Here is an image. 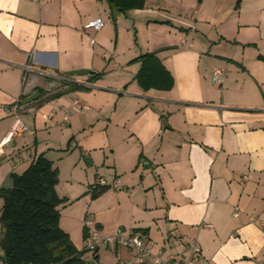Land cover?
I'll list each match as a JSON object with an SVG mask.
<instances>
[{
    "label": "crops",
    "instance_id": "crops-1",
    "mask_svg": "<svg viewBox=\"0 0 264 264\" xmlns=\"http://www.w3.org/2000/svg\"><path fill=\"white\" fill-rule=\"evenodd\" d=\"M236 3L146 0L113 14L106 0H0V140L8 107L39 91L20 109L33 133L3 149L0 189L43 155L79 251L96 228L137 233L164 260L193 239L209 264H264V0ZM97 17L101 30L83 28ZM145 53L171 73L170 90L139 86ZM79 69L89 73L59 91L38 73ZM100 178L119 187L92 197ZM109 246L86 261L134 253Z\"/></svg>",
    "mask_w": 264,
    "mask_h": 264
},
{
    "label": "trees",
    "instance_id": "trees-1",
    "mask_svg": "<svg viewBox=\"0 0 264 264\" xmlns=\"http://www.w3.org/2000/svg\"><path fill=\"white\" fill-rule=\"evenodd\" d=\"M106 1L116 14L143 8L146 0ZM138 59L141 64L136 80L143 90L173 87V76L154 53H145ZM70 81L63 86L73 83ZM11 179L10 188L0 189L3 199L0 222L10 225L13 247L8 256H0V264H83L80 260L83 251L74 247L59 225L58 207L64 200L57 195L58 170L51 161L39 155L24 172L13 174ZM105 189L95 185L92 197Z\"/></svg>",
    "mask_w": 264,
    "mask_h": 264
},
{
    "label": "built area",
    "instance_id": "built-area-1",
    "mask_svg": "<svg viewBox=\"0 0 264 264\" xmlns=\"http://www.w3.org/2000/svg\"><path fill=\"white\" fill-rule=\"evenodd\" d=\"M104 26V20L101 17L94 18L89 20L84 24V29H92L94 31H99ZM25 72L33 71L29 65L23 67ZM48 77V90L49 91H59L64 88L63 83L70 81V78L66 75H58L50 72H38ZM224 69L215 67L211 73V82L213 84H222L223 82ZM23 80H26V76L23 77ZM26 90L24 91V93ZM22 105L19 102H15L13 105L9 106L7 112L14 117V122L11 125L10 129L0 140V157L3 154V149L8 145L12 139L23 132L30 131L28 128L21 122V113L20 109ZM86 109L85 106H83ZM45 119H50L52 113L42 115ZM67 119V116L66 118ZM101 187L117 188L119 187V181L114 180L109 184L105 179L100 178L98 184ZM206 227H211L209 224L205 225ZM109 246L115 245L116 247L125 246L130 250H133L134 253L132 258L128 262H123L121 264H209V260L202 254L200 247L198 246L195 240H189L186 243V254L176 256L172 255L166 260L158 253H153L151 249L144 243V239L141 235L137 233H131L124 235L120 232L115 234H104L99 229H93L89 236L84 241L83 245V254L80 256V260L83 261V264H94L86 261L85 254L91 253L94 254L100 246ZM0 262H2L0 260Z\"/></svg>",
    "mask_w": 264,
    "mask_h": 264
},
{
    "label": "water",
    "instance_id": "water-1",
    "mask_svg": "<svg viewBox=\"0 0 264 264\" xmlns=\"http://www.w3.org/2000/svg\"><path fill=\"white\" fill-rule=\"evenodd\" d=\"M89 73V70L86 69H79L66 72V76H75V75H86ZM39 95V91H34L28 97H26L22 102L21 105L29 104L37 100ZM4 234L1 240L0 248L4 252L5 256H8L12 251L13 243H12V236L10 231V225L8 223L3 224Z\"/></svg>",
    "mask_w": 264,
    "mask_h": 264
},
{
    "label": "rangeland",
    "instance_id": "rangeland-1",
    "mask_svg": "<svg viewBox=\"0 0 264 264\" xmlns=\"http://www.w3.org/2000/svg\"><path fill=\"white\" fill-rule=\"evenodd\" d=\"M3 203V199H2V197H0V207H1V204ZM0 231L1 232H3L2 233V236H1V238H0V243H1V240H2V237H3V234H4V230H3V228H2V225H0ZM109 247H111L110 248V250L112 251V252H114L115 251V246L114 245H110ZM116 248H118L117 250L118 251H120V249H126V250H130V249H128L127 247H125V246H120V247H116ZM83 249V247L80 249V250H82ZM117 251V252H118ZM116 253V252H115ZM132 255L133 254H130L129 255V257L128 258H126V259H120V258H118V256H117V254L115 255V257H113V255H112V259H111V257H110V255L107 253V254H104V258H106V264H121V263H123V262H128L131 258H132ZM0 256L3 258L5 255H4V252L0 249ZM110 257V258H109ZM108 262V263H107Z\"/></svg>",
    "mask_w": 264,
    "mask_h": 264
}]
</instances>
